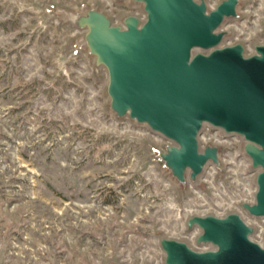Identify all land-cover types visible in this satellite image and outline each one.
Here are the masks:
<instances>
[{"label":"rangeland","instance_id":"1","mask_svg":"<svg viewBox=\"0 0 264 264\" xmlns=\"http://www.w3.org/2000/svg\"><path fill=\"white\" fill-rule=\"evenodd\" d=\"M240 1L223 29L250 54L264 43V0ZM82 5L142 14L115 0H0V264H162V237L197 248L192 215L238 213L260 240L264 219L241 208L254 197L243 143L221 145V176L208 166L181 191L151 153L166 141L115 119L104 71L74 54L61 15Z\"/></svg>","mask_w":264,"mask_h":264},{"label":"water","instance_id":"2","mask_svg":"<svg viewBox=\"0 0 264 264\" xmlns=\"http://www.w3.org/2000/svg\"><path fill=\"white\" fill-rule=\"evenodd\" d=\"M115 1L139 7L143 19L126 14L114 24L86 5L61 15L79 31L74 46L94 74L106 75V108L166 141L151 153L181 191L210 164L222 175L221 147L199 143L204 127L240 136L255 171L253 201L241 208L264 219V43L247 54L243 44H227L230 32L223 29L240 18L241 1L221 0L214 8L207 0ZM186 229L198 230L197 248L162 237V264H264V236L254 241L255 228L238 213L192 215Z\"/></svg>","mask_w":264,"mask_h":264},{"label":"built area","instance_id":"3","mask_svg":"<svg viewBox=\"0 0 264 264\" xmlns=\"http://www.w3.org/2000/svg\"><path fill=\"white\" fill-rule=\"evenodd\" d=\"M109 5L110 4H108V6ZM101 11H103L112 20V22L114 24H119L120 23L119 19L118 20H115V19H112L111 18V16H110L111 8H108V11H104V10H101ZM135 15H137L140 19H143V15L142 14L141 15H138L136 13ZM73 31L76 34L79 35V31L78 30L73 29ZM73 49H74V54L75 55L76 54H83L87 58V62H89V59H88V57H87V55L85 53L79 51L75 46H73ZM92 68H93V66H92ZM205 134L207 135L206 139L204 138V135ZM208 142H211V143H208ZM219 142L226 143V144L228 143V145H231L233 143V144H235V145H237V146L240 147L241 146V143H242V139L239 136H228V135L224 134L221 130H214V129L210 128V127H204L203 128L202 134L199 136V143L201 145V148H204L207 144L215 145L216 143H219ZM254 192H255V187H254ZM263 236H264V233L260 237V240H255V239L254 240L256 242H260L262 240Z\"/></svg>","mask_w":264,"mask_h":264},{"label":"bare ground","instance_id":"4","mask_svg":"<svg viewBox=\"0 0 264 264\" xmlns=\"http://www.w3.org/2000/svg\"><path fill=\"white\" fill-rule=\"evenodd\" d=\"M137 16V15H136ZM138 17V16H137ZM139 18V17H138ZM245 47V46H244ZM246 49V48H245ZM240 137V136H239ZM242 139V138H241ZM222 142H219V143H216L215 144V146H219V147H221V145L223 144H221ZM242 143H243V140H242ZM219 159H220V163H221V166H222V161H221V153H220V155H219ZM249 162V161H248ZM250 165V164H249ZM209 166H212V164H210ZM214 166V165H213ZM215 168V167H214ZM252 170V169H251ZM254 171V170H253ZM255 172V171H254ZM254 175H255V173H254ZM210 177H211V174H210ZM243 220L248 224V225H251L252 226V223H249V222H247L244 218H243ZM252 239L254 240V238L252 237ZM255 241V240H254Z\"/></svg>","mask_w":264,"mask_h":264}]
</instances>
